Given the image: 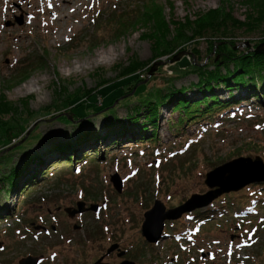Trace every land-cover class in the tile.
I'll return each instance as SVG.
<instances>
[{
  "label": "rangeland",
  "instance_id": "374dc122",
  "mask_svg": "<svg viewBox=\"0 0 264 264\" xmlns=\"http://www.w3.org/2000/svg\"><path fill=\"white\" fill-rule=\"evenodd\" d=\"M156 1L167 20H193L221 4L231 7L234 18L244 20L247 10V0ZM140 5L143 0H0V96L16 104L19 119L28 120L23 123L25 137L35 131L44 136L31 143L25 155L16 153L6 167L0 160V176L18 161L20 166L31 150L48 151L53 141L75 143L73 138L90 127L105 135L102 123L112 117L105 114L111 101L115 119L122 122L133 109L143 108L140 104L147 97L158 100L160 93L171 87H184L193 108L204 100V91L214 94L218 103L231 101L230 96L236 95L238 103L223 110L217 105L205 115L196 112L198 117L185 121L193 113L178 112L180 108L174 110L173 103L167 101L158 105L157 118H152L155 124L146 123L148 132L155 134L152 139L150 133L138 136L143 134L138 128L134 132L118 129L99 142L92 141L85 148L86 155L74 154L70 161L47 153L46 173L35 177L26 191L5 195L0 187V264H19L28 256L38 258L36 264H119L123 260L136 264H264V214L259 215L264 203L258 206V215L243 220L224 216L204 221L191 213L210 215L215 211L210 205L197 206L179 218L165 220L163 229L169 231L168 236L159 242H148L141 235L144 213L155 201L166 210L173 209L194 195L219 188L206 185V173L239 157H260L264 165V94L254 97L247 88L221 83L208 90L192 88L200 79L197 71L183 62L184 56L207 71L213 69L208 60L214 55L205 39L209 36L186 43L178 60L171 61L179 50L176 48L152 61L153 41L146 38L151 24H137L140 20L119 28L113 22L116 13L130 16ZM233 39L234 49L245 52L263 42L264 33L239 29L233 32ZM193 49L198 50L197 55ZM131 59L146 64L138 70L142 81L118 82L121 68ZM220 70L224 73L225 65L221 64ZM23 72L27 76H22ZM104 81L108 84L99 93L63 103L68 93L94 89ZM143 85L146 87L139 94L136 88ZM63 88L67 93L58 95ZM74 98L75 94L70 97ZM81 107L90 113L94 126L87 118H75L74 124L65 125L55 118L64 113L70 120L73 108ZM78 122L85 123L76 126ZM12 148L1 151L0 158ZM231 169L229 183L236 186L245 180L264 179L259 165ZM114 174L121 179L120 192L110 181ZM235 191L240 189L223 192L218 198ZM229 199L228 206L237 213L239 204ZM215 200L212 202L222 205L221 200ZM77 203H83L85 210L69 216L64 209L77 208ZM93 205H97L95 212L87 209ZM191 225L200 232L196 236L190 233L194 230ZM112 244H117V249L107 253ZM119 251L124 253L119 255Z\"/></svg>",
  "mask_w": 264,
  "mask_h": 264
},
{
  "label": "trees",
  "instance_id": "16d2710c",
  "mask_svg": "<svg viewBox=\"0 0 264 264\" xmlns=\"http://www.w3.org/2000/svg\"><path fill=\"white\" fill-rule=\"evenodd\" d=\"M244 2V5L247 7L244 20H238L234 18L232 16L231 7L227 9V6L225 4H221L215 9L197 14L193 20L190 17H185L183 20H174L172 18L167 20V18L163 16L162 5H160L159 2H157L156 0H143V5L138 6V10L133 9L132 13H130V16L128 14H119L115 12L116 15L114 17V21H112L114 23H117L119 28H127L130 23L135 24L140 20L142 22H139L137 24L143 25V22L148 23L147 25L151 24V33L147 35L146 38H150V40L153 41V56L151 58L152 61L160 56L172 54L177 50L176 48L179 49L176 51L177 53L180 51H185L184 47L186 43L196 42L203 36H209L207 38H204L207 39V41H209L210 43L209 53L213 52L214 55V57L211 56V58L213 57V59L210 58L208 60V62L210 61L215 66L213 69L207 71L205 66H196V64H192L190 63V61H187L184 56L183 62L186 63V65L189 64L192 71H197L198 78L200 79L197 84H191L192 88L199 87V89L203 88V90H208L216 85V83L225 84V86L229 88H232L234 85H238L243 87L241 89L247 88V90L249 91V95L259 97V93L261 95L264 94V51L259 52L255 50L258 43H256L252 47L253 49L247 50L245 52L234 49L233 44L235 43V40L233 39V32L240 29L245 33H252L254 31L260 30L264 33V0H247ZM169 5L172 11V4L170 3ZM128 16L131 18L134 17V19L129 21L130 18ZM179 46H182V48ZM193 50L194 51H192V53L194 52L197 55L198 50ZM216 55L219 56V59H215ZM34 61L39 63L40 60L36 59ZM230 63L232 64L231 68H229ZM221 64L225 65L224 73H222V71L220 70ZM144 66H146L145 63L139 62L136 59H131V61L125 67L121 68V78L120 80H118V82H122L124 80L127 81V79H130L137 84L139 81H142V77L140 76L141 73H139L138 70H140ZM23 75L24 72L22 73V76ZM106 84H108V82L106 81L102 82L101 84L99 83V86L97 85L98 88L97 86L96 88H94L95 90H77L76 92H74V99H70V97L74 96V94L68 93L63 103H72L82 97H91V94L99 93L103 86ZM145 87L146 85L138 87L136 88V91L139 93V91ZM120 88L118 87V89ZM257 88H259V91H257ZM184 90V87L168 88L165 93H160V97L158 98V100H156V97L155 100H149L152 98L146 96L148 100L141 102L140 104V106L143 108L133 109L127 115L129 118L127 119L126 117V120L124 122H122V120L119 118L115 119V109L110 107L113 102H109V106H107L108 110L105 114L111 115L114 119L112 117H109V120L106 119L104 121L105 123H102L103 128L106 129L105 135L101 136L102 134L99 132V130H92V127H90V130L82 132L81 134L73 138V140L76 141L75 143L72 141L63 144L61 141L57 140L51 142L48 151H44L42 154L37 153L38 151L31 150V155L26 157L25 160H21L20 166L18 164V161L9 167V171L3 172L2 176H0V184H2L0 187L4 189L5 195L6 193H9L11 191H16L18 192L17 194H20L21 192L27 190L28 184L35 177H39L40 175H42V172L46 173L47 169L45 168V166H47V162L49 161V159L47 160V153L58 154V158H61L64 161H70L72 160L74 154L78 155L79 153H82L86 155V152H88V150H86L85 148H87L88 144H91L92 141L99 142V140L108 137L110 134L113 135L114 132L118 129L129 132L133 131V129L135 128H138V130L140 129L139 132H143V134H139L138 136H148V134L150 133V136L148 137H151L152 139V136H154L155 134L153 130L148 132L146 123H154V120L152 118H157L156 115H158V105L167 103V101L173 103L172 108L174 110L176 108H180L178 112L185 113V111H187L193 113V115L187 117L185 121H188L194 117H198V115L195 114L196 112L205 115L209 114L211 112V109L217 105L223 107L221 109L223 110L224 107L231 106V103L233 102L234 104L238 103L237 100H234L235 97L233 95L230 96L231 101H228L226 103H218L214 94L210 93L209 95H207L204 91V100L197 102L200 103V105L197 106L196 103L193 108L191 106L192 100L188 99L187 95L184 94ZM65 91L66 89L63 88L58 92V95L60 93H67ZM112 100H115V98ZM209 101L213 102L210 105L205 104L206 102L209 103ZM219 111L214 114H217ZM71 112L73 118H71L70 120L68 118L69 116L67 117L64 113L55 116V118H60V121L64 122V125L74 124L76 121L75 118H87L85 119L87 123L94 126L93 122L88 118L90 113L85 110V107H81L78 110H74L73 108ZM24 119L25 118L19 119L16 104L6 101L5 97L1 95L0 152L10 146H13L12 149H9V152L6 153L4 158H0L1 162H3V164L1 165L3 167H6L5 165L12 162V159L14 155H16V153H19L20 155L24 154V152L28 150V147L31 146V143L38 142L39 140H42L44 138L43 133L35 134L36 131L33 134L31 133L27 137H25V134H22L23 130L25 129V127L23 128V126L25 125L23 123H27L28 120L24 121ZM137 119L141 120L140 124L137 123ZM84 123L85 122H78L75 125L79 126L83 125ZM207 124L208 123H205L203 125ZM75 125H73L72 127H74ZM127 125H129V127L127 128L128 130L125 128ZM202 133L203 131H199V134ZM134 134L135 133H132L133 136ZM23 138L24 142L18 144V142H20ZM138 142L140 144L143 141H137V143ZM144 143H147V141H144ZM83 146L85 147L83 148ZM52 157H54V155H52ZM52 157L51 159H53ZM77 163L80 162H76V164ZM35 167H38L40 171L38 172ZM7 185L9 186L7 187ZM229 198H233V201L239 204V209L241 210L239 213H235L236 211L234 212L232 207L230 205L228 206L227 201L230 200ZM263 198L264 182H262L261 184L260 182H251L241 188L238 192H230L229 195L225 194L217 198L216 200H221L223 203L222 205H216V202H213L211 204L213 208L212 211H215L214 213H211L210 215L192 214L196 217L204 218V221H212L215 219V217L224 216H232L243 220L247 217L256 216L259 214L258 206L264 203ZM244 212L246 213V215H243ZM263 214L264 211H262L259 215L262 217Z\"/></svg>",
  "mask_w": 264,
  "mask_h": 264
},
{
  "label": "water",
  "instance_id": "95a60500",
  "mask_svg": "<svg viewBox=\"0 0 264 264\" xmlns=\"http://www.w3.org/2000/svg\"><path fill=\"white\" fill-rule=\"evenodd\" d=\"M263 47H264V41L261 42L258 46H256L255 50L256 51L264 50ZM182 54L183 51L178 52L171 59V61L178 60L179 56ZM247 164L248 166L259 165L260 168L262 169L261 171L262 172L264 171V165L260 157H256L254 160H251L249 157L246 158L239 157L230 162L224 163L223 165L214 168L212 171L206 173V178H205L206 185L210 188L217 185L219 188H215L204 195H194L184 205L175 207L173 209L166 210L165 206L160 201H155L153 206L144 213V220L141 225V235L148 242H157L162 237L165 220H172L179 218L182 212L190 211L194 207L207 206L223 192H229L231 190H239L253 181L254 182L264 181V179L259 178L257 180H245L243 181V183L241 182L242 184L240 183V185L237 186L236 183L234 184V182L230 184L229 180L233 178L229 176L230 169L231 168L240 169V167L241 168L245 167ZM262 178H264V176ZM110 181L112 182V185L114 186L116 191L120 192L122 188V182L121 179L118 177V175L117 174L112 175L110 177ZM76 206L77 208L74 209L65 208L64 210L65 212H67L69 216H73L77 213L80 214L85 210L83 203H77ZM87 209H93V211H95L97 209V205L89 206V208ZM117 247H118L117 244H112L107 249V253L112 252L114 249H117ZM123 253H124L123 251H119V255H122ZM36 263H37V258L31 256L21 258L19 260V264H36ZM119 264H136V263L129 260H123Z\"/></svg>",
  "mask_w": 264,
  "mask_h": 264
},
{
  "label": "bare ground",
  "instance_id": "6f19581e",
  "mask_svg": "<svg viewBox=\"0 0 264 264\" xmlns=\"http://www.w3.org/2000/svg\"><path fill=\"white\" fill-rule=\"evenodd\" d=\"M66 2L69 3L68 1H66ZM42 147H43V146H41V148H42ZM38 151H39V153H41V154L43 153V152H42V149H40V148H39ZM43 151H44V148H43ZM164 224H165V223H164ZM163 230H164V229H163ZM157 242H159V240H158Z\"/></svg>",
  "mask_w": 264,
  "mask_h": 264
}]
</instances>
